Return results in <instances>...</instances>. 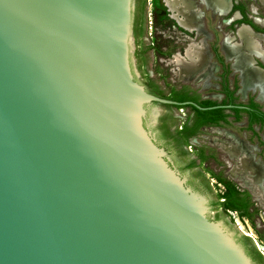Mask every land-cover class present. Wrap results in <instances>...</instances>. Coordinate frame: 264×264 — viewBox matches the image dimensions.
<instances>
[{"label":"water","instance_id":"95a60500","mask_svg":"<svg viewBox=\"0 0 264 264\" xmlns=\"http://www.w3.org/2000/svg\"><path fill=\"white\" fill-rule=\"evenodd\" d=\"M132 10L0 0V264H254L154 138Z\"/></svg>","mask_w":264,"mask_h":264},{"label":"flooded vegetation","instance_id":"af4514ba","mask_svg":"<svg viewBox=\"0 0 264 264\" xmlns=\"http://www.w3.org/2000/svg\"><path fill=\"white\" fill-rule=\"evenodd\" d=\"M197 13L196 26L188 29L180 25L176 11L168 6L165 0H133L132 10V33H133V57L134 64L137 66L144 82L142 83L146 90L151 94L167 99L171 102L152 101L146 105L147 110L150 106L161 104L164 109L157 117V121L152 126L157 132L154 138L160 146L167 151L169 162L175 169L181 173L180 168L190 169V180L195 183L204 184L213 192L212 184L209 178L208 163L209 160L216 158L214 155L200 153L194 155L188 151L189 143L196 135L191 136L188 143L185 142L183 130L186 123L195 124L196 113L192 110V105L199 106L201 109L223 108L224 113H229L226 120L233 123L245 122L247 127L250 125H260L264 128V95L261 94L259 84L251 81L246 85L245 94L240 93L242 71L252 73L260 71L264 73V0H227L228 6L224 11H220L217 3L210 0H192ZM172 9V10H171ZM226 14H220L225 12ZM156 29L157 34L161 36H153L154 41L151 48L158 55L165 58L159 60L168 67L170 74L177 75L174 63V57L180 55L186 57L188 46L191 43L197 44L207 54V63L200 69L199 75L195 78L184 80L198 81L195 85L193 82L183 81L179 85L163 84L159 82L152 71L148 68V54L145 45V34L148 28ZM161 27L163 29H161ZM245 28L247 35L252 39V45L245 46V53L248 62L244 66H240L236 62L234 54H228L225 48V41L230 40L232 44H242L239 37V30ZM162 35L168 38L169 43L161 40ZM256 39V40H255ZM241 41V43H240ZM228 56V57H227ZM133 66V64H132ZM135 77L137 73L133 67ZM241 73V74H240ZM144 76H148L147 80ZM241 76V77H240ZM179 81L183 80L181 77ZM176 82V80H174ZM243 84V83H242ZM170 87L169 93H164ZM173 92H179V97L183 100L171 98ZM237 94H242L243 100H236ZM175 102L180 103L179 105ZM180 105L184 107H179ZM236 107H245L246 111L236 112ZM188 108L191 112L189 120H182V124L176 123V113L174 109ZM183 115H186L185 113ZM206 116V115H205ZM205 116L199 115L201 119ZM216 116V115H215ZM145 118V125L149 128ZM199 120V119H198ZM225 121H219V124ZM219 124H204L200 130L205 127L218 126ZM254 134L253 131H251ZM158 135H161L166 141V145H161L158 141ZM241 138L240 136L234 134ZM246 144L252 146V150L256 155L261 157L264 155V137L260 143H253L256 138H242ZM191 150V149H190ZM192 152V150H191ZM174 156V158L172 157ZM174 159L181 161L180 167L176 165ZM195 160V164L193 161ZM207 161V162H206ZM229 167L231 162H229ZM229 175V171L227 172ZM182 175V173H181ZM183 176V175H182ZM219 180L220 177L216 176ZM231 177V176H230ZM187 183H190L187 178ZM221 181L223 184L224 194L227 191L228 184L233 185L234 204L244 209L245 204L249 205V211L254 212L253 201L256 200L247 195L248 189L233 179ZM234 180V181H233ZM236 181V182H235ZM218 193L209 205L214 212V216L221 213H230L224 206H218ZM225 197L221 198L224 201ZM240 216V212L235 210ZM247 217V216H242ZM249 218V217H247Z\"/></svg>","mask_w":264,"mask_h":264},{"label":"rangeland","instance_id":"374dc122","mask_svg":"<svg viewBox=\"0 0 264 264\" xmlns=\"http://www.w3.org/2000/svg\"><path fill=\"white\" fill-rule=\"evenodd\" d=\"M161 29H163L161 27ZM154 32V36H161L160 34H157L156 29H151L148 28L145 34V47L147 48V54H148V68L150 71H152L155 75V78L163 83V84H176L179 85L183 81L187 82H193L195 85L196 83L199 82L195 80H184V79H191V78H182L183 80L179 81L180 75H172L170 74L168 67L165 66L163 62L159 60L160 58H165L163 55H158L157 52H155L151 48V43L154 41L153 36L150 34ZM163 41H167L169 43L168 38H166L164 35H162ZM132 51H133V46H132ZM137 67V66H136ZM176 67V65H175ZM138 75L140 82L143 83L144 80L142 78V75L140 74L138 68ZM178 71V70H177ZM176 80V82H174ZM242 80V79H241ZM244 91L246 86L242 84ZM170 87L167 88L164 93H169L170 92ZM235 99L238 100H243L242 94H237ZM150 115L152 117L153 122L157 121V117L159 116L160 112H163L164 107L161 104H155L153 106H150L149 108ZM155 109H158L159 112L157 113V116L154 117L156 114ZM174 112L176 113V123L178 125L182 124V120H189V115H190V110L188 108L182 109H174ZM186 115H183V114ZM227 115L229 113L227 112ZM254 134H252V132ZM234 134L240 136L241 138H249L253 137L256 138L252 142L255 143H260L262 141V137H264V128L261 127L260 125H252L249 128L247 127V124L243 121L238 122V123H233L231 121L226 120L225 122L219 124L218 126H212V127H205L201 130H199L198 134L196 135L195 138H192L191 142L189 143L190 145L188 146V151L191 154L188 155H194L195 154H200V153H207L208 155H214L216 158L215 160L211 159L209 160L208 163V170L210 172L209 178L210 182L212 184L213 192H208L207 194H204L208 200H212L218 193H222L224 191L223 184L220 183V180L216 177H220L224 180H232L231 177H233L230 174L231 170V164L234 162L229 155L225 152V149L223 148V142L228 140L231 141L230 136H235ZM160 138L163 140V142L166 144V141L164 138L159 135ZM192 152H191V150ZM260 157V156H259ZM262 159H264V155L261 156ZM178 162L181 164V161L177 159ZM229 162H231L230 167ZM207 162V161H206ZM184 168V167H183ZM186 171L189 179H190V169L184 168ZM229 171V175L227 172ZM231 176V177H230ZM235 178V177H234ZM236 181L239 183H243L245 189H248L247 187L249 186L251 188V183H249L247 180L248 178L246 177H240L236 178ZM191 181V180H190ZM234 181V180H233ZM235 181V182H236ZM254 193V192H253ZM255 194V193H254ZM256 195V194H255ZM259 200H254V213H253V218L252 217H242L240 216L237 212L231 211L230 213H221L216 216V219L219 221H222L225 225L228 227L241 232V230L244 233H247L249 235L256 246L259 248L261 253L264 255V242L261 239V236L257 232L256 228L264 232V197H259L256 195ZM251 197L255 198V196L251 193ZM256 240V241H255Z\"/></svg>","mask_w":264,"mask_h":264},{"label":"bare ground","instance_id":"6f19581e","mask_svg":"<svg viewBox=\"0 0 264 264\" xmlns=\"http://www.w3.org/2000/svg\"><path fill=\"white\" fill-rule=\"evenodd\" d=\"M165 1L170 8L176 11L177 15L175 16V18L177 17L180 25L188 29L196 26L197 13L195 11L194 3L192 0ZM214 1L217 3L220 11H224L225 9H227V0H210L211 3H213ZM239 37H241L242 44H232L230 40L227 39L225 41V48L228 54L232 53L235 55L238 65L244 66V64L248 62V58L245 53V46L252 45L253 41L247 35L245 28H241L239 30ZM174 63L176 65V72L178 73V75H180V77L195 78L199 75L200 69H202L207 63V54L202 49V47L200 48L197 44L191 43V45L188 46L186 57L184 58L180 55H176L174 57ZM251 81H255L259 84L261 94L264 95V73L260 71L248 73L243 70V85L246 86L247 84H250ZM230 139L231 141L226 140L222 144L225 152L229 155V157L232 160H237L236 164H231L230 174L233 176V178L235 177L234 179L240 177L248 178L247 181L251 183V188L249 186L248 187L251 189V191L259 197H264V188L260 186L258 181V177L261 172L259 169V164L255 163L252 159V155H250L252 147H248L237 136H230ZM256 195L255 197H257Z\"/></svg>","mask_w":264,"mask_h":264},{"label":"trees","instance_id":"16d2710c","mask_svg":"<svg viewBox=\"0 0 264 264\" xmlns=\"http://www.w3.org/2000/svg\"><path fill=\"white\" fill-rule=\"evenodd\" d=\"M147 80L149 79L148 76H144ZM179 92H173L171 98H174L176 100H183L184 98H181L178 96ZM179 107H184L182 105H180ZM192 110L196 113V121L195 124H191L189 125L188 123H186V126L184 128V130L182 131L185 137V142L188 143V140L190 139L191 136L196 135L201 126H203L204 124H211V123H215V124H219V121L223 120L226 121V117L228 116L227 113H224V109L223 108H210V109H201L198 106H194L192 105ZM236 112H243L246 111L245 107H236V109H234ZM199 115H203L205 116L204 119H201L199 117ZM216 115V116H215ZM199 119V120H198ZM252 126V124L250 125ZM193 164H195V160L193 161ZM221 181H225L224 179L220 178ZM190 186H192L195 190L203 193V194H207L209 192V188L207 186H205L204 184H199V183H195L193 181H190L189 183ZM234 184H232L231 182L228 184L227 187V191L224 194H219L218 195V206L222 205L224 206V208L227 210H231V211H235L238 210L241 214V216H247V217H252L253 218V213L254 212H250L249 211V205L245 204V207H243L244 209L241 210V207L237 206L234 204V195H233V187ZM232 186V187H231ZM247 195L251 196V194L247 191ZM225 197L224 201H221V198ZM257 232L259 233V235L261 236L262 241L264 242V232L257 229ZM239 242L244 246V248L246 249V252L248 253V255L252 258L254 264H264V255L260 252V250L257 248V246L255 245L253 239L245 234H242L238 237Z\"/></svg>","mask_w":264,"mask_h":264}]
</instances>
